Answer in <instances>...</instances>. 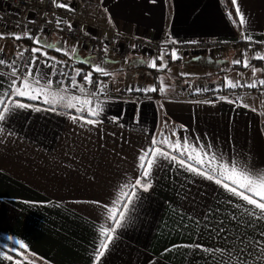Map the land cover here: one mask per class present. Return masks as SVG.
<instances>
[{"label":"crops","instance_id":"crops-1","mask_svg":"<svg viewBox=\"0 0 264 264\" xmlns=\"http://www.w3.org/2000/svg\"><path fill=\"white\" fill-rule=\"evenodd\" d=\"M66 4L62 13L86 23L93 33L113 37L123 47L129 37L155 41L171 52L173 45L198 40L237 43L251 36L264 42V0H238L246 17V28L233 23L232 0H100L84 5ZM71 9V11L69 10ZM0 60L17 64L21 53L37 47L25 39H13L16 32L0 27ZM51 47L47 57L69 62L72 76L83 60L104 67L109 75L98 77L101 89L96 100L102 111L95 126L83 123L93 119L83 111L66 108L72 96L84 99L89 93L84 77L76 76L78 86L58 89L52 67L37 62L41 74L52 81V89L65 97L56 109L38 99L3 96L9 90L11 71H0V98L30 107L15 108L0 123V264H93L97 228L105 222L121 184L140 175L139 156L159 147L170 151L171 144L185 139L190 145L207 147L249 167L264 170V93L197 100L203 88L227 87L226 81L248 85L264 79V60L255 54L242 55L226 49L215 55H179L177 63L159 60L162 68H150L152 60L132 49L123 58L108 52L103 63L94 62L87 48L68 47L67 36L42 34ZM175 41V43H173ZM72 42V41H71ZM62 51H57V49ZM76 49L74 58L65 55ZM41 57L39 54H37ZM263 55V54H259ZM247 58L252 67L233 64ZM169 60V59H168ZM173 70H172V69ZM96 73V72H95ZM153 96L120 95L122 89L140 91L153 88ZM191 83L189 86L188 83ZM20 83V81H18ZM168 85V86H165ZM172 89L160 92L158 89ZM84 88L81 93L79 88ZM38 109V110H37ZM3 105H0V111ZM175 133V135H173ZM160 143L153 144V141ZM176 154V153H172ZM243 204L222 187L180 167L174 161L159 159L152 173V187L140 192L131 222L118 230V238L102 264H213L210 253L193 245L210 248L222 243L205 229L204 213L211 208L233 209L227 201ZM189 217H192L190 219ZM26 245L20 249L15 241ZM20 253V255H17ZM12 256L13 260L4 259Z\"/></svg>","mask_w":264,"mask_h":264},{"label":"snow or ice","instance_id":"snow-or-ice-1","mask_svg":"<svg viewBox=\"0 0 264 264\" xmlns=\"http://www.w3.org/2000/svg\"><path fill=\"white\" fill-rule=\"evenodd\" d=\"M53 4L57 8H67L68 6L63 3H58L57 0H53ZM232 4L235 6V19L230 15L229 18L233 19V23L239 24L240 27L246 28L247 20L242 13L238 0H232ZM71 11V9H69ZM31 22V21H29ZM60 21H57L59 26ZM71 28V25H69ZM247 42L252 43L251 36L242 33ZM0 38L3 35L0 34ZM13 39L20 40L22 38L31 39L37 47L31 49L32 58L27 63V72L25 75H20L19 70L13 68L10 76L9 90L3 93V96H19L26 99H38L43 96V102L52 106V110L56 109V106L60 102L65 101V97L59 95V93L52 89V81L41 74L37 67V62L40 56H44V61L40 63H46L48 57L47 53L43 51V48L51 47L46 44L40 38V36H31L25 34V36L13 34ZM175 43V41H173ZM57 51H62L57 49ZM65 55L69 53L65 52ZM71 58L75 57L76 49H71ZM23 53H21V56ZM166 52H161L158 60L163 61ZM171 59H179L175 50L170 53ZM255 59L264 60V55L257 54ZM59 63V62H57ZM82 63H89V60L85 59ZM243 64V67H252L247 58L242 61L234 60L233 64ZM0 65H5L4 60H0ZM48 67H52L54 71L48 75H62L63 73L54 67V65L48 64ZM150 68H162L166 67L163 64H157L156 60H152L148 63ZM253 76L256 74V69L252 67ZM92 72L100 73L103 76L109 75L108 71L100 66L93 65ZM81 74V70H76V76ZM76 76L70 77L73 86H78ZM86 83H92V73H88L84 76ZM20 81V83H18ZM227 87L235 88L238 86H246L255 88L257 87V81L253 80L248 85H240L238 82L226 81ZM259 86L264 87V79L258 81ZM160 92H164L165 88L161 86L158 89ZM63 91H68L67 88ZM81 93L85 92L84 88H79ZM146 92L157 91L156 88L145 89ZM89 98H78L72 96L67 99L63 106L66 108H76L77 111H83L84 106L87 107V114L93 119H84L82 117H73V119H82L83 123L95 126L100 123L97 117L100 116L102 111L101 102L96 100V93H87ZM0 105H3V110L0 111V123L4 122L11 112L15 108H28L29 105L18 103L15 101L5 102L3 98H0ZM38 110V109H37ZM3 132V127H0V133ZM175 135V133H173ZM169 146L170 151H162L159 147H155L148 151H145L143 155H140L138 160V168L140 169V175L134 180L129 178L126 183L121 184L115 199L112 201L111 206L107 207L105 213V222L101 223L97 228V237L94 241L95 248L93 250V264H102L103 258L110 251L111 245L118 238V230L123 229L131 222V213L135 210L136 201L140 199V192H148L152 187V173L159 159H166L174 161L180 167L186 171L195 175L201 176L206 180L214 182L216 185L222 187L229 195L236 197L243 201V204H233V201L229 200L227 203L233 205L231 210L226 211L227 214L222 218H217L215 224L209 221L210 216L219 214L222 209L209 208L204 213V220H196L197 224L204 223L205 229L209 231L215 240L222 243L213 245L210 248H203L202 245H193L192 247L202 249L203 251L210 253L213 258V264H264V170L253 169L247 164L238 160H231L229 162H223L222 154L217 156L211 152V145L207 147L190 145L188 140L185 139L181 144L177 141L175 144H171L168 140L160 141ZM153 141V144L160 143ZM176 153V154H172ZM192 219V217H189ZM19 245L20 249L27 251L26 245L21 241H15ZM20 255V253H17ZM4 259L12 261V256H4ZM14 264H21L20 261H14Z\"/></svg>","mask_w":264,"mask_h":264},{"label":"built area","instance_id":"built-area-1","mask_svg":"<svg viewBox=\"0 0 264 264\" xmlns=\"http://www.w3.org/2000/svg\"><path fill=\"white\" fill-rule=\"evenodd\" d=\"M100 0H57L58 3H69L84 5L90 2ZM61 8L55 7L53 0H0V27L6 30L13 31L21 35H31L33 37L42 34L64 36L67 35L73 42L80 45L82 48H87V51L95 58L97 63L105 61L108 52H115L119 48V43L113 37H104L102 33H91L86 27L84 21L75 17H70L69 14L62 13ZM31 21V22H29ZM57 21H60L59 26ZM71 25V28H69ZM29 43L34 44L31 39ZM124 56L132 52V49L143 53L147 52L154 57L161 54L162 50L159 43L139 37H129L123 46ZM226 49H233L236 53L247 55L263 54L264 42L246 40L237 43L221 42V41H205L198 40L189 43H178L173 45L171 51L175 50L177 55L187 54H206L215 55L223 52ZM171 53V52H170ZM31 49L26 50L17 64L13 65L6 62L5 65H0V71H12L13 68L19 70L20 75H25L27 72V63L32 58ZM122 55V56H123ZM45 57H39V61H44ZM45 65L53 64V60L48 57ZM59 70L63 73L57 75L56 86L58 88H69L72 85L70 77H72L71 66L69 62H59ZM87 84L90 92L98 94L100 92L101 81L99 77H92V83ZM245 85V84H240ZM257 92L264 93V87L257 86L255 88L238 86L235 88L210 87L203 88L197 91L194 96L200 101H214L222 97H241L247 93ZM140 95V91H128L122 89L120 95H129L130 97Z\"/></svg>","mask_w":264,"mask_h":264},{"label":"rangeland","instance_id":"rangeland-1","mask_svg":"<svg viewBox=\"0 0 264 264\" xmlns=\"http://www.w3.org/2000/svg\"><path fill=\"white\" fill-rule=\"evenodd\" d=\"M70 17H73V16H71V15H69ZM89 31V30H88ZM89 32H91V33H93V31H89ZM110 38V37H109ZM72 41V40H71ZM70 40H68L66 43H67V46L68 47H71V46H75L74 45V43L75 42H71ZM76 44V43H75ZM160 46H161V48H162V50H166V51H168L167 49V47L166 46H163L162 44H160ZM137 51H139V50H137ZM136 51V52H137ZM117 54H119L121 57H123V58H125V57H127L128 56V54L127 55H123L122 53L124 52V49H123V47H119L116 51H115ZM165 52V51H164ZM69 53V52H68ZM138 53H140V52H138ZM143 54H145L146 56H147V58H150V60H156V62H157V64H159L160 62H159V60L157 59V57H159L160 56V54L157 56L156 55V57H154L153 55H151V54H149V53H147V52H143ZM123 55V56H122ZM182 56H183V54H181ZM68 57H70L69 55H67ZM92 59H93V61L94 62H97L96 60H95V58L94 57H92ZM169 59V61L168 62H171L170 60H171V56H170V53L168 54V55H165L164 56V60H165V62H167V60ZM172 63H177V61H174V60H172ZM172 69V68H171ZM173 70V69H172ZM88 73H91L90 71L89 72H87V74ZM154 83H153V88H155L156 87V85H157V83L155 82V81H153ZM56 83L57 82H55V85H56ZM189 84V86H191V83L189 82L188 83ZM165 86H168V85H165ZM56 88H58L57 86H55ZM215 87H219V86H215ZM88 88V87H87ZM171 88V87H170ZM170 88H166L165 87V89L166 90H171V91H167L168 93H170V92H172V89H170ZM58 89H61V88H58ZM68 89V88H67ZM89 91V90H88ZM90 92V91H89ZM140 94L141 95H143V96H146V97H149V96H153V91H151V92H146V91H144V90H142V89H140Z\"/></svg>","mask_w":264,"mask_h":264},{"label":"trees","instance_id":"trees-1","mask_svg":"<svg viewBox=\"0 0 264 264\" xmlns=\"http://www.w3.org/2000/svg\"><path fill=\"white\" fill-rule=\"evenodd\" d=\"M26 43H29V39H25ZM169 61V60H167ZM81 68V74L78 76L79 79H82V77H84L85 75H87V72H91L92 73V77H98V74L95 72H92V68L90 64H85V63H79L78 65Z\"/></svg>","mask_w":264,"mask_h":264}]
</instances>
